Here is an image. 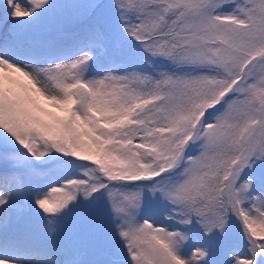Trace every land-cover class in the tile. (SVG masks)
Returning a JSON list of instances; mask_svg holds the SVG:
<instances>
[{
    "label": "snow or ice",
    "instance_id": "6c2138e0",
    "mask_svg": "<svg viewBox=\"0 0 264 264\" xmlns=\"http://www.w3.org/2000/svg\"><path fill=\"white\" fill-rule=\"evenodd\" d=\"M0 264H264V0H0Z\"/></svg>",
    "mask_w": 264,
    "mask_h": 264
}]
</instances>
